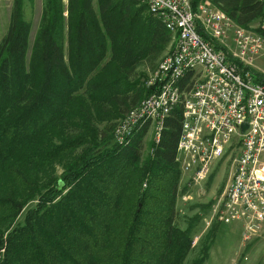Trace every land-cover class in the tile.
Returning a JSON list of instances; mask_svg holds the SVG:
<instances>
[{
	"label": "trees",
	"instance_id": "16d2710c",
	"mask_svg": "<svg viewBox=\"0 0 264 264\" xmlns=\"http://www.w3.org/2000/svg\"><path fill=\"white\" fill-rule=\"evenodd\" d=\"M115 1L46 0L47 24L33 40L21 0L14 4L0 40V264L208 259L206 246L187 262L193 226L176 224L182 108L148 158L141 143L149 124L125 148L105 150L112 120L150 93L129 82L141 54L172 34L153 14H133L137 1ZM211 1L246 27L264 11L258 0ZM58 164L70 188L57 182Z\"/></svg>",
	"mask_w": 264,
	"mask_h": 264
},
{
	"label": "built area",
	"instance_id": "2783aa9c",
	"mask_svg": "<svg viewBox=\"0 0 264 264\" xmlns=\"http://www.w3.org/2000/svg\"><path fill=\"white\" fill-rule=\"evenodd\" d=\"M135 1L170 30L175 47L146 81L150 93L118 125L117 140L129 143L149 124L158 144L181 107L176 161L190 183L207 180L214 164L237 150L215 216L240 222L248 242L264 230V11L258 26L246 27L209 2Z\"/></svg>",
	"mask_w": 264,
	"mask_h": 264
},
{
	"label": "rangeland",
	"instance_id": "374dc122",
	"mask_svg": "<svg viewBox=\"0 0 264 264\" xmlns=\"http://www.w3.org/2000/svg\"><path fill=\"white\" fill-rule=\"evenodd\" d=\"M15 2L16 0H0V40L8 31L10 16ZM21 2L24 19L32 25L33 40L41 28L47 24V2L46 0H21ZM63 2L67 5L69 0H63ZM201 2L213 3L211 0H202ZM132 10L133 14L139 13L145 16V18L151 15L142 2H135ZM64 16L65 18L69 16L67 10H65ZM258 24H254L253 26L256 27ZM143 43L144 40L142 39L141 47ZM174 47L175 38L171 34L170 41L162 45L160 50L151 54H141L142 58L139 59L135 70L136 76L132 77L129 82L131 84L134 83L137 87L148 89L146 81L159 67L163 59L173 52ZM127 115L112 120L114 129L109 132L111 137H109V144L105 150L114 148L117 145L125 148L128 144V142L125 144L118 142L116 136L118 125L122 123ZM134 137H131L129 144L132 143ZM156 137L155 128L153 126L149 127L141 143L143 159L153 154L154 146L157 144ZM236 151L230 152L222 160L217 161L208 179L201 184L190 183L187 176L180 174L176 202V224L182 229H186L192 224L194 234L193 250L187 258L188 263L200 255L203 247L208 246L209 255L205 264H264V230L250 241H243L241 234L242 225L240 222L225 224L215 216L219 202L229 184ZM56 168L58 172L57 182L61 180L66 184L67 188H70L69 179H66L64 176L65 169L59 164L56 165ZM147 180L143 183V188L147 187L144 185L148 183Z\"/></svg>",
	"mask_w": 264,
	"mask_h": 264
},
{
	"label": "water",
	"instance_id": "95a60500",
	"mask_svg": "<svg viewBox=\"0 0 264 264\" xmlns=\"http://www.w3.org/2000/svg\"><path fill=\"white\" fill-rule=\"evenodd\" d=\"M246 128H247V125H244V127H243V132L246 130Z\"/></svg>",
	"mask_w": 264,
	"mask_h": 264
}]
</instances>
